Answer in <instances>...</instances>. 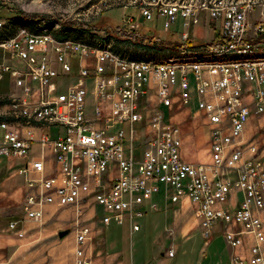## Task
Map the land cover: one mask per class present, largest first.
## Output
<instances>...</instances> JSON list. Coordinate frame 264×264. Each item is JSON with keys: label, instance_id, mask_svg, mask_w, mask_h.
<instances>
[{"label": "built area", "instance_id": "2783aa9c", "mask_svg": "<svg viewBox=\"0 0 264 264\" xmlns=\"http://www.w3.org/2000/svg\"><path fill=\"white\" fill-rule=\"evenodd\" d=\"M139 11L147 21L162 20L164 30L178 20L183 27L191 19L197 23L196 13L203 11L219 22L222 40L204 49H258L246 37L245 11L234 0H157L139 5ZM125 26L137 28L131 19ZM254 31L263 37L264 21ZM0 48L10 56L9 64H0V78L8 74L28 93L14 104V121H0V159H26L34 143L41 152L49 150L56 170L45 175L43 158L19 170L39 193L26 198L24 209L28 219L41 221L47 204L75 208L78 222L69 230L75 264L93 263L85 249L94 226L79 222L86 208H103L102 226L128 222L138 232L137 220L157 209L156 196L171 204L188 200L206 242L219 227L231 250L230 264H264V159L255 143L244 141L249 120L264 113V67L124 65L106 53L23 32ZM74 56L79 57L76 82L59 92L53 81L70 75ZM88 56L92 63L83 60ZM150 92L153 100L147 98ZM190 105L209 126V158L195 164L183 159L180 129L164 113ZM148 107L155 110L144 115ZM36 127L59 133L36 139ZM31 172L39 179H29ZM174 254L173 248L166 253Z\"/></svg>", "mask_w": 264, "mask_h": 264}, {"label": "rangeland", "instance_id": "374dc122", "mask_svg": "<svg viewBox=\"0 0 264 264\" xmlns=\"http://www.w3.org/2000/svg\"><path fill=\"white\" fill-rule=\"evenodd\" d=\"M154 1L157 0H0V40L13 37L15 34L14 37H18L19 33L24 31V34L39 35L46 33L51 34L54 38L61 37L73 42L77 41L84 47H88L89 51H110L126 60H149L151 62L180 60L185 63L210 60V58H204L207 55L204 47L209 45H198L201 42L200 40L194 42V46L197 47L196 49L188 51L184 48L181 52H177L174 48L175 44L170 42L173 39L169 40L171 32L175 31L174 40H179L181 30L183 33L188 34L191 27L198 25L201 21L207 22L209 27H214L215 23L210 20L206 12L198 11L196 13L197 23L191 19L187 27H183L180 20V22L174 24L168 30H164L162 20L154 16L152 20L147 21L140 15L142 20L139 21V24H136L138 29L134 30L127 26L124 27L126 19L122 20L124 13L121 8L134 7L138 9L140 14L139 5ZM234 1L241 5L245 11L246 37L248 38L249 35L252 43L258 45V49H256V53L254 54L255 56L251 55V57L247 56L245 58L259 59V57L264 56V36H256L254 30L260 21H264V0ZM130 14L136 15V12L129 10L127 15ZM26 17L29 19L37 17L40 20L27 21L24 19ZM240 58L243 59L244 57ZM83 60L92 63L90 56L84 57ZM7 61L10 62V56L0 48V64ZM71 65L72 72L68 76L74 77L72 82L69 79V84L73 85L76 82L75 76L79 68L78 56H74L71 59ZM53 66L56 70L60 68L57 63H54ZM66 77H58V79L53 81V85L59 92H64L70 86L68 84L69 86L62 90V84L67 82ZM24 86H28L27 80ZM30 86L34 87L33 84ZM87 87L91 90V87ZM24 90V87L17 86L8 74L2 75L0 78V121H14L15 112H17L14 104L18 99L28 94ZM147 98L153 100L154 92L148 93ZM140 99L143 101L144 97L142 96ZM90 103L93 104L91 99ZM87 107V113H91L92 105L90 104V107L89 105ZM181 109H188L191 112L190 119L186 120L187 123L189 121L194 123L195 119L197 122L198 119L200 120V124L198 122L197 126V128L200 127L198 133L192 130L182 131L184 154L188 155L192 153L202 161L207 156L206 147H208L207 136L209 126L204 116L194 110L193 105L188 107L177 106L171 112L164 110L166 119H169L171 114ZM154 110V107H148L146 111H143V114H147V112L153 113ZM196 115L198 116L194 118ZM249 121L244 132V141L255 143L259 147L264 159V113L259 117L255 116L251 118ZM196 143L197 147L195 146ZM140 153L141 150L138 149L134 152V156L138 157ZM1 159L13 160L7 158ZM21 162L23 160L18 159L17 163ZM48 174L45 173V175ZM32 194L36 195L37 198L39 197L38 191L32 190ZM158 198L163 199L160 196H156L154 199ZM161 202L163 203L160 204L155 201L157 209L153 212H159L164 203L168 204L164 200ZM73 210L75 213V208ZM90 211L92 212V216L87 217ZM187 211L189 212L188 218L184 220H177L176 218V225H173L174 220L169 214L165 222H160L163 226V228L161 226L160 228L164 229L165 227L166 231L157 229L152 232V235L148 233L144 236V242H142V239H140L141 235L133 238L130 237V231L132 232V230L128 222L121 227L115 225L102 226L100 218L103 215V208L99 205H93L90 208H86L85 213L79 220V222L91 223L94 226L90 235V245L85 250L87 253L90 251L93 262L95 259L94 249L112 252L123 245L126 247L127 255L133 257V264H143L144 261L148 264H153L160 257L166 256L170 248H173L175 253V259L171 261L172 264H226L227 258L228 264H230L231 250L225 243L220 228L216 227L212 231L211 239L206 242L198 227L194 209L192 208ZM142 218L137 220L138 226ZM77 219L78 217L75 213L74 220L69 225V230L78 222ZM13 222L16 223V227L11 228L10 223L12 222H10L8 230L17 235L20 231V222ZM193 229L194 231L192 232ZM69 230L68 232L71 233ZM151 241H154L153 245L150 244Z\"/></svg>", "mask_w": 264, "mask_h": 264}, {"label": "crops", "instance_id": "0c3cea01", "mask_svg": "<svg viewBox=\"0 0 264 264\" xmlns=\"http://www.w3.org/2000/svg\"><path fill=\"white\" fill-rule=\"evenodd\" d=\"M121 10L124 13L122 20L131 19L135 26H137L136 24H139V21L142 20L137 8L123 7ZM129 10L135 11L136 15H127ZM178 22H180V20H178ZM219 25L220 24L217 22L214 24V27H209L207 22L201 21L198 25L191 27L186 40L182 39V30L179 40H174L175 31L171 32L169 40L173 39L170 41L171 43H184L188 40L192 45H194L196 40H200L201 42L198 45H208L216 40V37L219 34ZM248 38L251 39L249 35ZM8 62L9 61L3 63L9 64ZM60 77L63 76L61 75ZM69 79L72 82L74 77H66L67 82L62 84V90L70 85ZM86 83L87 86L92 87L91 80H87ZM188 112V109L177 110L171 114V117L168 119L171 123L176 124L179 127L181 136L183 130H192L198 133V130L200 129V127L197 128L198 122L200 121L199 119L198 122L195 119L194 123L190 121L187 123L186 120L190 119L191 116V112ZM42 133H48L53 137L59 133V130L55 128H35L34 134L36 139H38ZM195 146L197 147V143ZM181 151L183 159L188 163L195 164L206 162L209 158V146L206 147V159L204 158L202 161L192 153L185 155L183 138ZM40 158H43L44 160L46 173L56 170V165L49 150L45 148L44 151L41 152V147L37 143L32 145L28 157L22 159L23 162L21 163H17L18 159H0V264H74L73 235L68 232L63 238L58 237L59 232L69 230V225L75 217L73 208L61 207L54 202L44 206L41 221L28 219L26 216L24 201L27 196L32 194V190L28 187L24 176L19 174V170L24 168L26 163L37 161ZM29 179L37 180L39 179V176L31 172V174H29ZM154 201H157V203L160 204L163 203L159 198L156 200L154 199ZM192 208L194 209L189 201L183 199L180 204L164 203V206L159 212L146 210V214L139 224L140 233H133L130 231V237L133 238L141 235L140 239L144 242V236L146 234L150 233V235H152V232L157 229L166 231L165 227L164 229L160 228V226L163 228L160 222H165L167 220L166 217L169 214L174 220L173 225H176V218L177 220L187 219L189 215L187 210H191ZM91 216L92 212L90 211L87 217ZM13 221L20 222L19 232L23 234L21 238H18L15 233L8 230V224ZM153 243L154 241H151L150 244L153 245ZM94 251L95 259L92 264H133V257L127 255L126 247L123 245H121L116 251L112 252L95 249ZM174 259L175 255L171 258L164 255L153 262V264H172L171 261ZM143 264L148 263L144 261ZM226 264H228V258Z\"/></svg>", "mask_w": 264, "mask_h": 264}, {"label": "bare ground", "instance_id": "6f19581e", "mask_svg": "<svg viewBox=\"0 0 264 264\" xmlns=\"http://www.w3.org/2000/svg\"><path fill=\"white\" fill-rule=\"evenodd\" d=\"M25 32V31H24ZM23 32V33H24ZM18 34V33H17ZM25 35H32L35 37H42L43 41H49L54 44H70L73 46H79L82 49H87L79 42L72 40L64 39V40H56L51 34H25ZM18 36V35H17ZM99 50V49H98ZM207 55L204 57L205 59H218V58H224L228 55H235L238 57H244L241 60L237 61H229V62H220V61H198L195 63H185L180 60H169L164 62H151V61H137V60H126L121 58L118 55H115L111 53L110 51H97L93 50V53H106V56L110 57L113 61L124 63V65H145V66H154V67H161V66H171V67H195V66H201V65H207V66H241V65H253L255 67H264V58H257V59H251V55H254L256 53V49H235V50H228V51H214L213 49H205ZM258 51V50H257ZM249 56L248 58H245ZM255 56V55H254ZM203 58V59H204ZM204 59V60H205Z\"/></svg>", "mask_w": 264, "mask_h": 264}, {"label": "trees", "instance_id": "16d2710c", "mask_svg": "<svg viewBox=\"0 0 264 264\" xmlns=\"http://www.w3.org/2000/svg\"><path fill=\"white\" fill-rule=\"evenodd\" d=\"M25 17V16H24ZM25 20L29 21V20H34V21H39L40 19L35 17L34 19H29L28 17L24 18ZM16 35V34H15ZM14 35V36H15ZM13 36V37H14ZM145 37V36H144ZM11 38V37H10ZM10 38H7V39H2L0 40V43L1 42H4L6 40H9ZM56 40H64L66 38H61V37H55ZM222 43V40L221 38L217 35L216 37V40L214 42H211L210 44H208L209 46H215V45H218V44H221ZM175 44V49L177 50V52H181L182 49H186V50H193V49H196L197 47L192 45V43H190L188 40L185 41L184 43H174ZM259 58H264V56H261ZM130 60V59H128ZM237 60H241L240 57H237V56H227V57H224V58H220V59H211V60H208V61H220V62H226V61H237ZM139 61V60H137ZM144 61V60H143ZM145 61H149V60H145Z\"/></svg>", "mask_w": 264, "mask_h": 264}, {"label": "water", "instance_id": "95a60500", "mask_svg": "<svg viewBox=\"0 0 264 264\" xmlns=\"http://www.w3.org/2000/svg\"><path fill=\"white\" fill-rule=\"evenodd\" d=\"M68 234V231H62L58 233V237L59 238H63L64 236H66Z\"/></svg>", "mask_w": 264, "mask_h": 264}]
</instances>
